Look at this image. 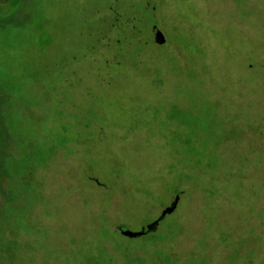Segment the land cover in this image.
Wrapping results in <instances>:
<instances>
[{
	"label": "rangeland",
	"instance_id": "374dc122",
	"mask_svg": "<svg viewBox=\"0 0 264 264\" xmlns=\"http://www.w3.org/2000/svg\"><path fill=\"white\" fill-rule=\"evenodd\" d=\"M0 264H264V0H0Z\"/></svg>",
	"mask_w": 264,
	"mask_h": 264
},
{
	"label": "water",
	"instance_id": "95a60500",
	"mask_svg": "<svg viewBox=\"0 0 264 264\" xmlns=\"http://www.w3.org/2000/svg\"><path fill=\"white\" fill-rule=\"evenodd\" d=\"M154 30V41L156 44L158 45H164L166 42V38L164 36V34L162 33V31H160L159 29H157L156 26L153 27ZM179 196H176L174 201L171 203V205H169L168 207H166L160 217L155 220L154 222H152L151 224H149L147 226V229L141 230V231H131L125 227H120V232L122 235L129 237V238H138L143 236L146 233H151V232H155L158 229L159 224L161 223V221H163L168 215L172 214L179 203Z\"/></svg>",
	"mask_w": 264,
	"mask_h": 264
},
{
	"label": "trees",
	"instance_id": "16d2710c",
	"mask_svg": "<svg viewBox=\"0 0 264 264\" xmlns=\"http://www.w3.org/2000/svg\"><path fill=\"white\" fill-rule=\"evenodd\" d=\"M120 5H117L115 10L112 11L113 13V20H114V28L118 33H124L125 31H134V25H135V18L132 16L133 13L126 14V16L123 18V12L128 13L132 8H126L123 9L122 12L120 11ZM149 234V233H146Z\"/></svg>",
	"mask_w": 264,
	"mask_h": 264
}]
</instances>
